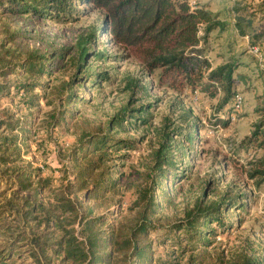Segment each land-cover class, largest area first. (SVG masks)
I'll list each match as a JSON object with an SVG mask.
<instances>
[{
	"label": "rangeland",
	"instance_id": "1",
	"mask_svg": "<svg viewBox=\"0 0 264 264\" xmlns=\"http://www.w3.org/2000/svg\"><path fill=\"white\" fill-rule=\"evenodd\" d=\"M198 1L229 27L226 32H214L208 41L213 70L229 66L234 58L242 59L250 68L235 73V77L243 78L236 94L241 95L244 105L231 116L228 110L232 99L226 104L229 95L222 91L175 93L160 87L161 72L151 74L136 61L122 59V50L100 34L104 14L80 7L77 0L72 2L74 9L84 14H71L69 21L9 16L0 9V85H7L12 94L0 101V121L8 123L12 117L32 126L29 141L20 147L21 161L10 166L0 163V254L11 245L14 234L27 238L17 253L28 262L32 238L54 251L58 242L69 235L84 240L76 217L60 209L59 195L74 204L84 203L76 206L79 215L104 219L102 230L107 229V222L118 227L134 220L144 194L152 192L155 203L160 204L158 226L170 233L175 231L174 226L195 215L199 207L228 202L225 229L212 227L217 237L209 239L211 245L207 248L188 247L183 242L191 252L170 255L174 264H264V175H255L264 172V146L259 145L261 140L250 144L255 134L264 133V70L248 53L252 47L262 48L258 32L262 29L264 0ZM14 35L12 42L9 37ZM247 36L249 43L244 40ZM33 52L52 59L63 55V60L43 79L19 77L13 70H22L20 64ZM5 72L10 74L8 78L1 76ZM101 75H106L108 81L94 86ZM24 85L43 89L17 96L16 88ZM70 91L73 99L66 101ZM31 106L34 109L29 110ZM144 108L149 112L141 118L149 124L131 126ZM70 111L73 118L63 121L62 114ZM185 114L204 130L193 149L185 144L180 147L186 155L175 151L172 160L177 173L170 172L158 190L153 184L154 156L161 148L164 132L185 128ZM227 121V127L220 124ZM0 134L10 135L5 131ZM172 137L177 140L176 135ZM105 138L111 144L128 143L130 148L107 152L106 168L117 182L116 190L100 203H85L84 193L69 196L65 187L75 183L79 172L92 160L84 159L85 149L92 141ZM20 172L35 175L34 188L28 193H20L11 184ZM174 175L183 178L175 181ZM88 185H93L91 179ZM229 201L243 206L242 211ZM33 205L39 210L29 216L26 212ZM173 251L160 247L156 258ZM46 256L52 264H66L51 251Z\"/></svg>",
	"mask_w": 264,
	"mask_h": 264
},
{
	"label": "trees",
	"instance_id": "2",
	"mask_svg": "<svg viewBox=\"0 0 264 264\" xmlns=\"http://www.w3.org/2000/svg\"><path fill=\"white\" fill-rule=\"evenodd\" d=\"M77 1L80 7L104 14L100 34L108 37L117 48L122 50L125 55L122 59L136 61L151 74L161 72L159 79L161 88L175 93H193L200 90L201 93L217 94L222 91L225 95H229L226 104L232 99V105L228 110L229 115L231 116L232 112L236 113L234 103L239 95L236 94V88L241 85L243 78L235 77V73L250 68L241 61L242 59L234 58L230 62L231 65L217 70L212 69L209 58L211 50L207 48L210 36L216 31L226 32L229 27L225 25V21L220 20V16L209 12V7L199 6L198 9L192 10L186 0ZM72 2L74 0H0V9L3 10V14L9 16H32L41 21H57L62 18L69 21L71 14L77 16L84 14L74 9ZM258 35L264 47V13L262 29ZM15 38L14 35L9 37V40L15 42ZM62 60L63 55L52 59L40 52H33L20 64L22 70L13 71L19 77L43 79L56 71L55 67ZM253 60L255 63L256 60L252 57ZM1 76L8 78L10 74L5 72ZM106 81H108L106 75L97 76L94 86ZM35 88L43 89L42 86L24 85L16 88V95H29ZM70 93L66 101L73 99L72 92ZM11 95L7 85H0V101L10 98ZM32 109H34L33 106L29 107V110ZM71 112L62 114L63 121L73 118ZM148 112L145 108L141 110L142 115L137 120L134 119V124L130 123V125L133 127H138L140 124L143 127L148 125V120L141 118V116L147 117ZM182 119L185 128H179L171 133L164 132L160 142L161 148L154 156L153 184H156L155 188L158 190L169 179L170 172L177 173V167L172 160L175 151L186 155L180 147L185 144L190 150L193 149L200 140V132L204 130L190 114H185ZM8 121V123L0 121V131L10 133L9 136L0 134V163L3 166H10L21 161L23 152L20 147L26 146L30 139L29 135L32 133L30 129L32 126L28 121H15L12 117ZM220 124L227 127L229 121ZM172 134L176 135V141H173ZM260 140L259 145L263 147L264 133L255 134L254 141L250 144L258 143ZM121 149L130 151L128 143L111 144L107 138L102 141H92L85 149L84 157V159L92 160L79 172L77 181L65 187L68 195L84 193L85 203L92 204L100 203L106 195L114 192L117 182L112 180V174L109 168H106L107 152ZM97 173L100 174L97 176ZM255 175L263 176L264 172ZM34 177V173L20 172L14 175L11 184L20 193H28L34 188ZM174 178L178 181L183 176L174 175ZM90 179L93 185H88ZM164 196L168 197L166 194ZM153 197L152 192L144 194L143 203L138 205L140 212L128 224L116 227L110 226L107 222V229L101 230L104 219L87 218L86 213L79 215L80 212L76 206H82L84 203L77 201L74 204L64 195H59L57 203L60 209L76 217L84 240L81 241L74 235H69L64 241L58 242L57 250L54 251L40 244L38 238H32L29 244L31 262H28L25 258L22 259L23 254L17 253L21 250L20 244L27 238L22 234H14L11 245L0 254V264H52L46 256L49 251L58 258L61 257L66 264H174L170 261V255L188 254L191 252L188 248L190 245H201L207 248L211 245L209 239L217 237L212 227L225 229L227 226L224 211L228 202L223 200L220 205L199 207L195 215L191 214L177 227L174 226L173 233L164 232V229L158 226L159 222L156 219L160 204H156ZM229 204H232V207L237 205L238 211H242L243 206L236 204L235 201H229ZM38 210L39 207L33 205L26 213L31 216ZM177 233H179L178 236ZM151 239H156V242H152ZM183 242H187L188 247H185ZM160 247H169L175 251L156 258Z\"/></svg>",
	"mask_w": 264,
	"mask_h": 264
},
{
	"label": "built area",
	"instance_id": "3",
	"mask_svg": "<svg viewBox=\"0 0 264 264\" xmlns=\"http://www.w3.org/2000/svg\"><path fill=\"white\" fill-rule=\"evenodd\" d=\"M192 10H196L199 8V5L196 0H186ZM235 22V21H234ZM245 41L248 43L250 42L249 37L244 38ZM249 52L251 55L255 58V60L258 62L262 70H264V52L260 46H255L249 49ZM244 100L241 97V95H238L235 98L234 108L236 113L240 112L243 108Z\"/></svg>",
	"mask_w": 264,
	"mask_h": 264
},
{
	"label": "crops",
	"instance_id": "4",
	"mask_svg": "<svg viewBox=\"0 0 264 264\" xmlns=\"http://www.w3.org/2000/svg\"><path fill=\"white\" fill-rule=\"evenodd\" d=\"M197 1V3H198V5L199 6H201V4H200V2L198 1V0H196ZM208 10H210L209 8H208ZM259 33V32H258ZM262 50H263V52H264V47H262ZM248 53L251 55V53L248 51ZM251 57H253L252 55H251ZM254 58V57H253ZM255 59V58H254ZM213 69V68H212Z\"/></svg>",
	"mask_w": 264,
	"mask_h": 264
}]
</instances>
